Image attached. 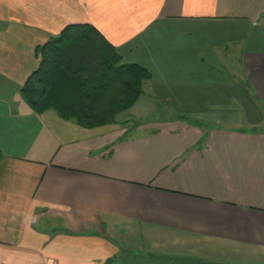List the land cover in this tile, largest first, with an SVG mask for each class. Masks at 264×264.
Returning <instances> with one entry per match:
<instances>
[{
	"label": "crops",
	"instance_id": "1",
	"mask_svg": "<svg viewBox=\"0 0 264 264\" xmlns=\"http://www.w3.org/2000/svg\"><path fill=\"white\" fill-rule=\"evenodd\" d=\"M71 24L150 73L115 124L20 96ZM0 264H264V0H0Z\"/></svg>",
	"mask_w": 264,
	"mask_h": 264
},
{
	"label": "trees",
	"instance_id": "2",
	"mask_svg": "<svg viewBox=\"0 0 264 264\" xmlns=\"http://www.w3.org/2000/svg\"><path fill=\"white\" fill-rule=\"evenodd\" d=\"M37 68L19 92L37 115L54 111L84 129L117 122L150 80L140 66L124 63L113 46L87 24H71L35 49Z\"/></svg>",
	"mask_w": 264,
	"mask_h": 264
},
{
	"label": "rangeland",
	"instance_id": "3",
	"mask_svg": "<svg viewBox=\"0 0 264 264\" xmlns=\"http://www.w3.org/2000/svg\"><path fill=\"white\" fill-rule=\"evenodd\" d=\"M226 48V47H225ZM215 55V69L216 71H218L219 73H221L224 76H229L232 75L234 77H238V69H240V65H239V60L237 59L239 57V52L235 49L232 48L231 46H229V49L222 54L220 51V54L218 53V55L216 53H214ZM235 109H237L235 106H233ZM45 222V221H43ZM41 222L40 223V227H43L44 223ZM46 222H48L47 224L44 225L45 230L53 227H56V223L54 221L51 220H46ZM139 240V239H137ZM130 241V240H129ZM131 241H134L131 240ZM139 244L132 242L131 244L126 243V246L129 244L131 247H134L135 250L138 248H141V250H136L139 254H162V246L159 247H147V242H142V241H137ZM128 245V246H129ZM142 245V247H141Z\"/></svg>",
	"mask_w": 264,
	"mask_h": 264
}]
</instances>
